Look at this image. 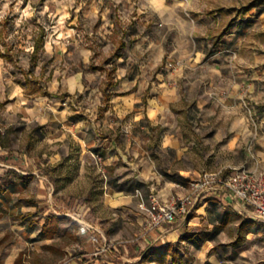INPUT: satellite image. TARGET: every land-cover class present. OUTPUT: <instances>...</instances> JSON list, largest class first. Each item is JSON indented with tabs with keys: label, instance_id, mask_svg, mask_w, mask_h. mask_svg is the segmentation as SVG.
Listing matches in <instances>:
<instances>
[{
	"label": "crops",
	"instance_id": "0c3cea01",
	"mask_svg": "<svg viewBox=\"0 0 264 264\" xmlns=\"http://www.w3.org/2000/svg\"><path fill=\"white\" fill-rule=\"evenodd\" d=\"M149 3L146 8L144 0L9 1L25 20L33 17L34 22V12L51 17L50 31L43 25L35 38L43 33V51L55 60L63 58L59 65L70 73L59 80L49 74L52 85L34 96L0 74V264H19L27 243L23 234L49 233L43 231L46 221L26 228L17 216L43 212L41 198L47 196L49 203L46 194L53 192L69 138L82 151L101 155L107 204L116 215H136L141 226L138 236L110 247L105 235L96 238L81 229L90 257L77 254L69 264H264L263 232L253 228L250 209L225 193H203L187 215L155 226L139 207L140 201L147 205L152 189L163 202L190 194L203 171L264 166V110L254 130L246 113L248 104L264 103V54L241 49L250 31H264V4L256 3L236 18L226 19L228 11L213 18L177 15L181 26L176 27L186 33L177 48L153 42L145 30L128 36L132 19H146L149 11L164 13L165 21L171 17L174 6L165 0ZM77 21L99 22L105 29L76 30ZM118 26L124 30L120 34ZM93 33L107 42L101 51L89 44ZM91 65L114 69L107 103L102 101L106 71ZM14 125L39 127L48 152H33L31 135L17 148L2 140L13 132L16 140L23 135ZM69 198L51 196L57 206ZM104 246L108 249L95 253Z\"/></svg>",
	"mask_w": 264,
	"mask_h": 264
},
{
	"label": "rangeland",
	"instance_id": "374dc122",
	"mask_svg": "<svg viewBox=\"0 0 264 264\" xmlns=\"http://www.w3.org/2000/svg\"><path fill=\"white\" fill-rule=\"evenodd\" d=\"M9 1L0 0V74L7 80L21 82L25 93L31 96L41 94L48 90V86L52 85V81L49 80L51 79L49 74H54V77H57L59 80L62 76L70 73V70L62 71V69L66 68L61 64L59 65V62H63V58L55 60L53 55L43 51L45 38L42 47L31 58L30 50L33 39L43 29V25L46 32L50 31L51 17H47L42 12H34L33 16H36L34 22L33 17H31V20H25L20 17V8L11 6ZM252 1L255 0H165L166 3L174 6L168 14L171 16L168 21H165L163 18L164 13L163 15H158L149 11L146 19H132V27H128L129 30L127 29L126 31H128L129 36L132 30L137 34L145 30L153 42L161 44L160 42L163 41L165 47L168 44L170 47L181 48L183 37L186 36V33L179 32V29L176 27L181 26L176 18L177 15L186 19L201 14L213 18L228 11L230 15H227L226 19L229 16L236 18L241 13L243 6ZM144 2H146V8L150 6L149 0H144ZM256 3L264 4V0H256ZM150 10L152 11V9ZM135 12L134 9L132 14ZM73 26L76 30L85 27L94 31L105 29L104 24L101 25L99 22L87 24L77 21L73 23ZM116 31L117 34H120L119 31L124 30L118 26ZM92 40V43L89 44L96 52L101 51L102 47L107 45V42L99 34L94 35L93 33ZM126 40H128V37ZM122 42L124 43L125 41ZM81 44L82 42H79L77 48L81 47ZM241 49L244 52L254 51L257 54H264V31H250L247 39L242 42ZM95 56L96 60H101V56L99 57L97 53ZM36 66H41L42 68L39 69ZM22 68L30 70L32 74V77L29 76L30 82L24 79L21 72ZM95 79L98 80L99 77L96 76ZM84 81L88 82L85 79ZM61 88L59 86L57 92H60ZM79 101L80 104L86 105L85 101ZM253 105V107H250V104H248L247 106L250 108V111L246 110L251 130H254L258 123L259 112L264 110V103ZM14 126L15 131H20L23 137L18 136L19 140H16V133L13 132L8 137L4 136L2 140L12 142L10 143L11 146L17 148V146L22 144V139L25 140L27 135H31L33 138V143H31L32 151L39 152L42 150L48 152L47 141L43 139L44 136H42L39 127L33 125H30L29 128H26L24 125ZM253 137L254 134L250 136V139ZM68 141L70 142L68 155L62 162H59L57 179L52 184V194H69L70 198L68 202L65 206L54 205L51 200L52 194L49 195L47 193L49 203L45 202L46 196V198H41V201L44 203L39 205L43 212H34L33 215L29 213L25 216H21L20 214L17 216V222L23 220L26 228H30L31 226H36L39 222L45 223L47 214H56L55 211L60 212V214L62 212L68 214H65V218L57 223L52 232H40L33 238H29L23 234V238L27 243L23 245L19 253V264H69L70 259L74 258L77 254L81 258H89V254H86L83 247L82 239L85 238L80 236L81 229H85L86 232H89L91 236L94 235L96 238H101L102 234L105 235L109 247L115 244L116 241L134 238L140 233L139 229L141 226L136 220V215H116L112 212L109 204H107L103 195L105 177H103V173L100 170L101 166L105 169V165L103 163L97 164L93 156V154L99 153L94 150L82 151L75 140L69 138ZM104 174L107 177L106 170H104ZM76 204H79L80 208H77ZM251 223L253 224V228H257L263 232L262 236L264 239V223L257 219L252 220ZM32 240L39 242L32 246L29 244Z\"/></svg>",
	"mask_w": 264,
	"mask_h": 264
},
{
	"label": "built area",
	"instance_id": "2783aa9c",
	"mask_svg": "<svg viewBox=\"0 0 264 264\" xmlns=\"http://www.w3.org/2000/svg\"><path fill=\"white\" fill-rule=\"evenodd\" d=\"M2 131V128H0ZM97 164L102 163L99 154H93ZM100 170L104 174V167ZM191 193L178 196L170 202H163L153 189L148 194V203L140 201L139 207L146 210L151 225L171 222L178 216L187 215L199 195L210 191H220L227 194L235 202L250 209L253 218L264 223V166L249 169L245 165L231 168L229 171H203L192 183ZM104 246L95 253L107 250Z\"/></svg>",
	"mask_w": 264,
	"mask_h": 264
},
{
	"label": "trees",
	"instance_id": "16d2710c",
	"mask_svg": "<svg viewBox=\"0 0 264 264\" xmlns=\"http://www.w3.org/2000/svg\"><path fill=\"white\" fill-rule=\"evenodd\" d=\"M255 1L250 2L249 4L243 6L242 11H247L248 9H250L252 6L255 5ZM42 42H43V33L40 34L38 37L35 38L34 43H33V51L31 53V58L34 57L36 55V53L38 52V50L41 48L42 46ZM107 63V62H104ZM91 68L93 69H100V70H105L106 71V76H105V87L103 89V103H107L109 100V95L110 93L107 92V88L112 85L113 82V72L114 69L113 68H106L104 65H91ZM21 72L23 73V77L26 81H31V79L29 78V75L31 74L30 70H24L21 69ZM32 77V76H31ZM21 86H23V84L21 82H18ZM102 109V108H101ZM64 219L63 216H55L54 214H49L47 216L46 219V223L44 225L43 231H52L54 229V227L57 225V223Z\"/></svg>",
	"mask_w": 264,
	"mask_h": 264
}]
</instances>
